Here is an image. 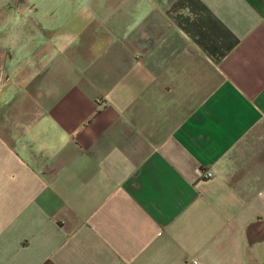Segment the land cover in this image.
<instances>
[{"label": "crops", "instance_id": "crops-1", "mask_svg": "<svg viewBox=\"0 0 264 264\" xmlns=\"http://www.w3.org/2000/svg\"><path fill=\"white\" fill-rule=\"evenodd\" d=\"M3 1L0 264H264V0Z\"/></svg>", "mask_w": 264, "mask_h": 264}, {"label": "built area", "instance_id": "built-area-1", "mask_svg": "<svg viewBox=\"0 0 264 264\" xmlns=\"http://www.w3.org/2000/svg\"><path fill=\"white\" fill-rule=\"evenodd\" d=\"M10 80V76L8 73L6 72H3L1 75H0V88L4 87L7 82H9ZM206 177H212L213 176V173L211 172H207V174L205 175Z\"/></svg>", "mask_w": 264, "mask_h": 264}, {"label": "rangeland", "instance_id": "rangeland-1", "mask_svg": "<svg viewBox=\"0 0 264 264\" xmlns=\"http://www.w3.org/2000/svg\"><path fill=\"white\" fill-rule=\"evenodd\" d=\"M5 1L0 0V6L3 4L4 5ZM4 7H7V5H4Z\"/></svg>", "mask_w": 264, "mask_h": 264}]
</instances>
